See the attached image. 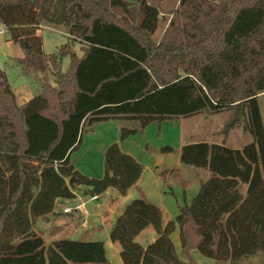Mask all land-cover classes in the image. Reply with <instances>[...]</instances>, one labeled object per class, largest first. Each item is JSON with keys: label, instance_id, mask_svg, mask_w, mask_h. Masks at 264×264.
Wrapping results in <instances>:
<instances>
[{"label": "trees", "instance_id": "trees-1", "mask_svg": "<svg viewBox=\"0 0 264 264\" xmlns=\"http://www.w3.org/2000/svg\"><path fill=\"white\" fill-rule=\"evenodd\" d=\"M150 1L0 0V23L23 50L15 58L20 75H44L34 96L18 104L0 69V264H111L102 240L46 244L32 225L80 188L83 196L109 188L125 195L142 166L120 143L151 122L220 112L230 118L220 133L240 125L252 141L241 149L224 140L184 144L180 162L208 172L196 195L163 222L160 207L141 192L115 218L109 240L119 243L123 264H198L193 250L230 263L264 255V0H178L158 40L154 3L161 0ZM41 25L66 28L80 55L69 42L45 54ZM114 119L138 127H121L119 142L104 150L101 178L85 176L73 152L83 134ZM148 225L156 238L142 246L135 237Z\"/></svg>", "mask_w": 264, "mask_h": 264}, {"label": "rangeland", "instance_id": "rangeland-1", "mask_svg": "<svg viewBox=\"0 0 264 264\" xmlns=\"http://www.w3.org/2000/svg\"><path fill=\"white\" fill-rule=\"evenodd\" d=\"M154 4H156L159 9V22L155 32L153 33V38L158 40L167 28L168 21L172 17V12L178 5V0H161L159 2H155ZM136 9V14L140 17L141 14L138 6ZM115 12L118 15H121L123 10L116 9ZM1 30L4 31V33L0 32V69L5 71L13 92L16 91L14 90L15 88L26 83L31 87V89H33L34 94L36 87L35 82H42L44 75L36 73L32 78H26L20 75V70L15 62V58L22 57L23 50L16 40L9 38L8 32L0 23V31ZM37 33L42 39V51L45 54L57 53L59 47L66 42L71 44L72 50L77 55H80L81 53V45L78 39L69 35L64 27L41 25ZM69 61L70 58L68 56L63 57L61 61V71L67 70ZM47 75L49 81L52 82L51 75L49 73ZM20 100H23V98L20 97L17 99L18 104H20ZM258 103L262 122L264 123V95L258 98ZM228 116V113L220 112L214 114H197L189 117H181L175 120L153 121L146 126L145 129L131 135L123 142L125 151H130V153H132L140 161L141 166L143 167L142 183L144 186V192L148 195L150 202L162 207L165 218L170 217L178 205H183L185 202L189 203L198 190V187L192 188L189 187L191 185L188 186V180L193 167L184 165L180 162L179 153L182 144L196 141L208 142L209 139L213 142L220 143L221 140H224L226 146L241 149L245 144L252 141L251 136L246 133L240 125L230 129L226 135L220 133V131L225 127L226 122L230 120ZM236 118L237 116L235 115V121ZM234 120L230 122H235ZM163 145L172 146L174 151L170 154H161L154 151ZM145 147H147L148 151L145 150ZM72 158L75 169L82 171L84 175H87L88 173L90 177L93 178H101L103 176V151H99L98 144L94 141H90L85 138V142L82 143V146L80 145L79 148L73 152ZM155 166H158L159 169L166 167L180 168L173 169V171L169 172L170 175H168V177L166 175L165 178H162L158 174V171L154 170ZM187 186L189 188H187ZM182 187L186 188L184 192ZM137 195L138 194L136 192H132V198L120 200L117 206L121 209L126 205V203H128L129 200L131 201V199H134ZM105 199L106 198L104 196H100L99 200L91 201L87 197V202L85 203V208L90 211L94 209L92 208L93 206H96L95 209H97V207L104 205L105 202H107V209L101 214L103 217L101 225H99L101 227L102 225H106L107 221L112 215H114L113 213H115L114 211L116 210L114 207L116 202L110 199L105 201ZM53 210H60V206L59 209L58 206H54ZM53 210H51V212ZM69 215V218L66 219L64 224L69 225L73 223L75 224L74 227H78L84 223V217L87 216L84 212ZM53 220L52 216L48 215L46 219H39L32 225L33 232L39 234L46 244L51 241L52 237L56 233L60 232V229H62L53 225ZM67 220H69V222ZM87 223L94 225L92 226L93 228L98 226L96 225V222L90 221L89 217L87 219ZM105 228V231L102 232L99 239L104 242L106 257L111 264H123L119 253V243L112 242L108 238L110 224L106 225ZM63 235L64 236H62V238L68 236V234H66L67 236L65 234ZM151 237L152 236H150L149 233L144 231L136 237L135 241L140 245L145 246L153 240ZM172 239L175 241L177 249H179L178 231H175L172 234ZM191 255L198 264H264V255L261 253L240 260L236 263L217 262L209 257L203 256L197 250H193Z\"/></svg>", "mask_w": 264, "mask_h": 264}, {"label": "crops", "instance_id": "crops-1", "mask_svg": "<svg viewBox=\"0 0 264 264\" xmlns=\"http://www.w3.org/2000/svg\"><path fill=\"white\" fill-rule=\"evenodd\" d=\"M14 90L17 91V92L16 91L14 92V94L16 96V99H19L20 97L23 98V100H20V104L28 101L30 98H32L34 96L33 89H31V87L29 85H27L26 83H24V85H22L20 87L15 88ZM35 90H36V87H35ZM35 90H34V93H35ZM263 95H264V93H261L259 95V97H261ZM110 121H113V122H110ZM107 123H109V124H107ZM123 124H126V125H123ZM128 126H130V127H128ZM121 127L135 129V128L138 127V123H137V121H134V120H125V119H114V120H109V121H106V122L98 123V124H96L94 126L92 132H90L89 134H83L82 135L81 146H82V143L85 142V138H86V139H88L90 141H94L95 143H97L99 151H103V154H104V150L107 148L108 145H110V144H112L114 142H119V130H120ZM123 142L120 143L121 149L125 153H128L129 155L133 156L136 160H138L132 153H130V151H128V150L125 151ZM212 142L213 141H211L210 139L208 140V143H212ZM221 142H222V140H221ZM216 143H219V142H216ZM184 144H186V143H184ZM184 144H182L181 147ZM178 168H180V167H173V168L166 167V168L159 169L158 166H155L154 170H157L158 174L162 178H165L166 175H167V177H168V175H170L169 172L173 171V169H178ZM78 171L80 173H82V171H80V170H78ZM142 175H143V167H142V174H141L138 182L136 183V185L131 187L130 189H128L127 193L125 195H123V196L119 195L112 188H109L103 194L98 195V199L97 200H99L100 196H104L106 198L105 201L107 199H110V200H114L116 202L115 206H114L116 208V210L114 211L115 213H113L114 215H112L109 218V220L107 221V223H106V225L110 224V228H111V225L114 222L115 218L122 212V210L124 208V207H122L121 209H119V206H117V204L119 203L120 200H127L128 198H132L131 197L132 196V192L133 193L136 192L138 194L137 197L140 195L141 192H143L145 194L146 198L148 199V195L143 190L144 186H143V183H142ZM85 176L90 177V175L88 173ZM207 177H208V172L207 171L193 168V170L191 169V174H190V177H189V180H188V182H189L188 186L191 185L189 187H192V188H197L198 187V189H199L200 184L203 181H205L207 179ZM188 186H187V188H189ZM185 189L186 188H183V192L185 191ZM81 193H82V190L80 188V190L76 191V195H75L74 198L58 200V202H59L58 206H61V207L62 206H74V205H76L78 203L83 202L84 203V213H86V215H87V216H85L86 218L84 217V223H82L78 227H74L75 224H73V223H71L69 225L68 224L66 225L64 223H65L66 219L69 218L70 215L69 214H63L60 210H53L52 211L53 214L51 216H52V220L53 219L54 220L52 221V223L56 227H60L62 229H60V232L56 233L52 237L51 240L62 238V236H64L63 234H65V235L68 234V236L67 235L66 236L68 238H71V239L83 238V239H89V240H101L99 238L102 235V232L105 231L106 225H102V227L99 226V225H101V221L103 219L101 214L104 213L106 211V209H107V204H106L107 202H105L104 205H100L99 207H97V209H95L96 206H93L92 208H94V209L89 211V210H87L85 208V203L87 202V200H86L87 197L90 200V196H83ZM97 200H91V201H97ZM183 205H178L176 207V209L173 211L172 215H170V217H168V218H165V216L163 214V209H162V207L159 206L160 209H161L163 222H167L168 220L173 219L176 216V214L178 213L179 207L183 206ZM58 209H59V207H58ZM88 217H89L90 221L96 222V225H98V226L93 228L92 226H94V225H90L89 223H87ZM85 219H86V221H85ZM67 221L69 222V220H67ZM110 228L108 230V238H109ZM144 231H146V233H149L150 236H152L151 238H153V240L156 238V232H155L154 228L151 225H148L147 227H145L142 231L139 232V234L136 237H138ZM175 231H178V230L176 229ZM56 237H58V238H56ZM136 237H135V239H136ZM173 242H174L175 247H176L175 241H173ZM176 249H177V247H176ZM177 251H179V249H177Z\"/></svg>", "mask_w": 264, "mask_h": 264}, {"label": "built area", "instance_id": "built-area-1", "mask_svg": "<svg viewBox=\"0 0 264 264\" xmlns=\"http://www.w3.org/2000/svg\"><path fill=\"white\" fill-rule=\"evenodd\" d=\"M0 32L4 33V31H2V30ZM97 199H98V196H96V195L90 197V200H97ZM58 203L59 202L57 201L54 206L57 207ZM53 209H54V207L51 210H53ZM60 211L64 214H78L80 212H84V203L81 202V203H78L74 206H62V207L60 206Z\"/></svg>", "mask_w": 264, "mask_h": 264}, {"label": "water", "instance_id": "water-1", "mask_svg": "<svg viewBox=\"0 0 264 264\" xmlns=\"http://www.w3.org/2000/svg\"><path fill=\"white\" fill-rule=\"evenodd\" d=\"M70 181H75L76 182V180H74L73 178H70Z\"/></svg>", "mask_w": 264, "mask_h": 264}]
</instances>
